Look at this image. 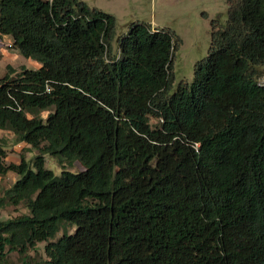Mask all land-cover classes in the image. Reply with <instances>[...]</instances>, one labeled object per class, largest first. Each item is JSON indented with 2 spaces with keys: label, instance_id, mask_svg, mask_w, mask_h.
<instances>
[{
  "label": "trees",
  "instance_id": "1",
  "mask_svg": "<svg viewBox=\"0 0 264 264\" xmlns=\"http://www.w3.org/2000/svg\"><path fill=\"white\" fill-rule=\"evenodd\" d=\"M228 3L174 89L170 29L114 50L116 17L84 1L0 0V34L41 63L0 77V130L39 150L7 164L0 139V177L18 174L0 202L29 209L0 219V264L43 241V264H264V0Z\"/></svg>",
  "mask_w": 264,
  "mask_h": 264
},
{
  "label": "rangeland",
  "instance_id": "2",
  "mask_svg": "<svg viewBox=\"0 0 264 264\" xmlns=\"http://www.w3.org/2000/svg\"><path fill=\"white\" fill-rule=\"evenodd\" d=\"M91 8H97L116 17L115 40L113 49H118L117 40L128 33L129 29L137 23H148L153 28L170 29L180 39V45L175 53L174 62V89L181 83H191L194 80L195 69L198 62L203 60L209 52L212 38L213 22L220 19L225 24L229 15L228 0H81ZM7 65H11L16 71L23 67L37 69L41 63L26 58L18 53L14 47L11 36L0 34V77L8 72ZM264 85V75L260 79ZM48 112H43L46 117ZM155 124L156 120H152ZM0 139L7 150L6 163H19L24 156L33 160L39 150L26 144L18 143L14 133L10 130H0ZM47 167L60 174L63 170L78 172L84 169L83 165L74 163H61L58 159L46 155ZM18 178V174L9 171L4 177H0V197L3 189L10 188ZM29 209L25 203L13 206L8 202H0V219L7 220L13 217L28 214ZM61 230L56 239L63 235ZM68 232L74 233L75 227L68 226ZM43 241L37 244L35 250H31L30 264H43L48 258L46 245ZM9 259L13 264H22V257L17 252L9 253Z\"/></svg>",
  "mask_w": 264,
  "mask_h": 264
},
{
  "label": "crops",
  "instance_id": "3",
  "mask_svg": "<svg viewBox=\"0 0 264 264\" xmlns=\"http://www.w3.org/2000/svg\"><path fill=\"white\" fill-rule=\"evenodd\" d=\"M3 35V34H2ZM3 36H10V35H3Z\"/></svg>",
  "mask_w": 264,
  "mask_h": 264
}]
</instances>
